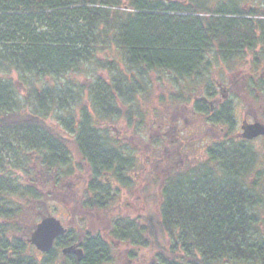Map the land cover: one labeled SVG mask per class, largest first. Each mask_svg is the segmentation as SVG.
<instances>
[{"label": "trees", "instance_id": "trees-1", "mask_svg": "<svg viewBox=\"0 0 264 264\" xmlns=\"http://www.w3.org/2000/svg\"><path fill=\"white\" fill-rule=\"evenodd\" d=\"M206 3L0 0V264H103L112 248L127 245L132 264H264V169L251 141L234 132L232 102L211 111L203 99L218 95L212 69H241L244 53L251 74L245 92L264 98V6ZM152 73L160 84L170 81L167 97L160 96L167 110L191 103L209 125H222L221 138L162 174L145 172L143 163L137 199L153 207L114 219L109 238L87 230L80 239L69 227L36 257L26 238L45 212L42 193L31 184L58 187L73 174V153L92 176L82 188L84 209L105 211L114 200L104 172L127 188L134 184L123 175L135 172L134 155L124 153L120 138H111L99 120H131L130 106L148 95ZM80 75L89 81L79 82ZM253 76L263 91L255 90ZM134 110L145 119L141 107ZM161 116L159 128L167 122L166 113ZM151 157L154 166L174 158L157 149ZM78 241L80 259L62 254Z\"/></svg>", "mask_w": 264, "mask_h": 264}, {"label": "rangeland", "instance_id": "rangeland-1", "mask_svg": "<svg viewBox=\"0 0 264 264\" xmlns=\"http://www.w3.org/2000/svg\"><path fill=\"white\" fill-rule=\"evenodd\" d=\"M218 1L220 0H207L206 5L207 7H215ZM237 1L242 6L256 8L264 6V0ZM242 61L245 64H243L241 69L228 70L225 67H215L210 73L212 78L215 79L213 82L216 81L218 83V95L208 99L213 101L215 107H219L225 99L232 102L236 120L235 133L241 131V125L244 122H252L254 119L264 122V98L259 93H257L258 98H256L251 97L245 92V83H248L247 78L251 75L248 72L250 58L247 57L246 53H244V58L239 63L241 64ZM259 69V74L264 77L263 68L259 67ZM101 75L104 76L105 73L103 72ZM13 77L16 78V74H13ZM76 78L79 82L83 83L89 81V78L83 75ZM253 78L257 83L255 90L258 92V88H262L263 91V87L261 86L263 83L257 80L256 76H253ZM150 79L153 81V87L150 89V92H147L148 95L145 97L139 95L130 106L133 107L131 120L124 118L99 120L100 127L104 130L108 129L111 138L115 140L116 138H120L119 144L124 148V153H132L135 157V162H137L135 172L131 168L123 173L124 176L134 179V184L128 188L111 172H104L107 186L111 191L115 192L114 200L105 211L94 209L89 212L81 206L82 188L87 184L88 172L83 160L76 153L72 155L71 171L73 174L61 180L58 187L54 188L50 185L46 189H40L37 184H31L32 187L42 193L40 204L44 209L45 215L51 214L57 217L66 227L77 228L76 230L81 237L84 231L88 230L89 232H100L104 237L109 238V230L114 219L118 217L136 218L152 209L153 203L137 199L138 186H140L141 180L144 177L140 171V166L143 163L145 164V172H150L151 168H156L162 174L167 171V165L173 162H178L177 164L181 166L186 162V159L190 160L194 155L202 156L206 144L212 140H219L221 138L219 136L221 135L219 129L222 128V125H209L203 116L191 110V103L178 106V110H175V108L167 110L164 106L165 99L161 100L160 96L167 97L166 91L170 83L168 77H166L164 84H160L162 80H158V76L154 73L150 75ZM52 82L48 80V83ZM41 84L40 82L37 83V85ZM187 93L195 95L197 91L190 90ZM137 106L141 107L144 111L145 119L140 118L136 110H134ZM163 113L167 115L165 118L167 122L165 126L159 128L158 122ZM48 122L55 125L56 119L49 117ZM62 127V130H60L64 134H67L68 131L64 125ZM68 135L70 134L68 133ZM251 146L257 151L259 169H264V137L253 139ZM156 149L159 154L171 155L174 158L169 159L164 166L160 164L154 166L153 163L155 162H153L151 154ZM186 152H188L187 157H185ZM148 157L151 162L148 161ZM104 176L101 177V180ZM140 177H142L141 180ZM68 185H72L70 190L68 189ZM74 191L75 193L72 194ZM27 202H30V200ZM30 249L36 257H40L42 254L33 245L30 246ZM128 249L129 245L121 247L119 250L118 248H112L111 261L104 262L103 264L132 263L131 260L127 261V259H131L127 256Z\"/></svg>", "mask_w": 264, "mask_h": 264}, {"label": "water", "instance_id": "water-1", "mask_svg": "<svg viewBox=\"0 0 264 264\" xmlns=\"http://www.w3.org/2000/svg\"><path fill=\"white\" fill-rule=\"evenodd\" d=\"M241 137L244 139H252L259 135H264V124L259 121L252 123H244L242 126ZM66 228L61 221L52 215L43 216L29 233L27 241L36 246L42 252L48 251L54 240L64 234ZM63 253H74L80 258L81 249H76L74 245L64 248Z\"/></svg>", "mask_w": 264, "mask_h": 264}, {"label": "flooded vegetation", "instance_id": "flooded-vegetation-1", "mask_svg": "<svg viewBox=\"0 0 264 264\" xmlns=\"http://www.w3.org/2000/svg\"><path fill=\"white\" fill-rule=\"evenodd\" d=\"M225 96V95H224ZM83 163H84V161H83ZM85 164V163H84ZM80 166H82V165H80ZM88 169V168H87ZM87 179L89 180V181H91V178H92V176L90 175V170H87ZM106 182V181H105ZM107 184V183H106ZM108 185V184H107ZM71 187H72V185H68V189L70 190L71 189ZM109 188V187H108ZM75 193V191L72 193V194H74ZM87 211H89L90 212V210H87ZM128 260H131V259H127V261ZM132 261V260H131ZM125 262V261H124ZM130 264H132V263H130Z\"/></svg>", "mask_w": 264, "mask_h": 264}, {"label": "bare ground", "instance_id": "bare-ground-1", "mask_svg": "<svg viewBox=\"0 0 264 264\" xmlns=\"http://www.w3.org/2000/svg\"><path fill=\"white\" fill-rule=\"evenodd\" d=\"M87 166V165H86ZM87 168H88V166H87ZM120 218H128V217H120Z\"/></svg>", "mask_w": 264, "mask_h": 264}]
</instances>
